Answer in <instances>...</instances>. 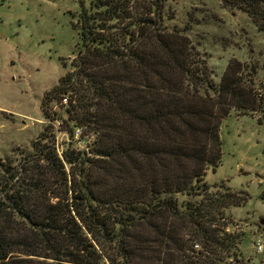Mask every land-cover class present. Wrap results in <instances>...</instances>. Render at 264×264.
I'll list each match as a JSON object with an SVG mask.
<instances>
[{"label":"trees","instance_id":"trees-1","mask_svg":"<svg viewBox=\"0 0 264 264\" xmlns=\"http://www.w3.org/2000/svg\"><path fill=\"white\" fill-rule=\"evenodd\" d=\"M221 1L264 33V0ZM131 2L81 1L75 68L43 98L67 97L69 144L42 132L18 164L0 160V264H247L204 181L222 119L261 106L247 66L229 60L216 83L163 0L136 15ZM77 127L89 148L73 146Z\"/></svg>","mask_w":264,"mask_h":264},{"label":"rangeland","instance_id":"rangeland-1","mask_svg":"<svg viewBox=\"0 0 264 264\" xmlns=\"http://www.w3.org/2000/svg\"><path fill=\"white\" fill-rule=\"evenodd\" d=\"M81 1L0 0V160L6 164H18L42 132L50 134L60 150L70 142L63 122L68 101L56 98L44 107L43 98L75 68L80 44L75 24ZM154 1L132 0L131 11L142 12L143 4L146 13ZM163 3L166 22L185 29L214 81L220 82L229 60H240L247 66L244 84L252 86L261 102L258 110L232 108L222 119V159L217 167L207 169L204 181L210 185L205 197L215 213L225 216L222 222L228 223V230L243 233L238 248L244 260L264 264V247L259 250L255 244L258 238L264 242V33L247 13L225 7L221 0ZM92 141V137L75 136L73 146L87 149ZM227 190L233 194L232 204L223 206ZM185 198L190 195L179 194L180 200ZM229 260L237 263L233 257Z\"/></svg>","mask_w":264,"mask_h":264},{"label":"built area","instance_id":"built-area-1","mask_svg":"<svg viewBox=\"0 0 264 264\" xmlns=\"http://www.w3.org/2000/svg\"><path fill=\"white\" fill-rule=\"evenodd\" d=\"M64 100L67 101V98H64ZM75 134H76V136H79V135L81 134V128H78V127H77V128L75 129ZM255 244H256V246H257V248H258L259 250H262L263 247H264V242H263V240H262L261 238L256 239Z\"/></svg>","mask_w":264,"mask_h":264},{"label":"water","instance_id":"water-1","mask_svg":"<svg viewBox=\"0 0 264 264\" xmlns=\"http://www.w3.org/2000/svg\"><path fill=\"white\" fill-rule=\"evenodd\" d=\"M261 222L264 224V218L261 219Z\"/></svg>","mask_w":264,"mask_h":264}]
</instances>
